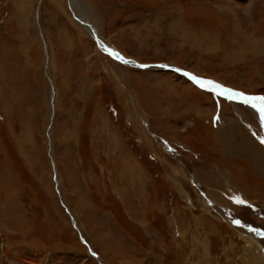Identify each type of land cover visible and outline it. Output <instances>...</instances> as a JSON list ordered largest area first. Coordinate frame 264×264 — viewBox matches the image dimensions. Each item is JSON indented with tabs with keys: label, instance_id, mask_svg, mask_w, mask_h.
Here are the masks:
<instances>
[{
	"label": "rangeland",
	"instance_id": "1",
	"mask_svg": "<svg viewBox=\"0 0 264 264\" xmlns=\"http://www.w3.org/2000/svg\"><path fill=\"white\" fill-rule=\"evenodd\" d=\"M79 1L0 0V264L264 260V0Z\"/></svg>",
	"mask_w": 264,
	"mask_h": 264
},
{
	"label": "bare ground",
	"instance_id": "2",
	"mask_svg": "<svg viewBox=\"0 0 264 264\" xmlns=\"http://www.w3.org/2000/svg\"><path fill=\"white\" fill-rule=\"evenodd\" d=\"M74 9L76 10V12L78 13V15L81 18H84L85 20H83L84 22H88L89 17L86 14V9L84 6V4L82 2H80L79 0H71ZM89 24V23H88ZM196 81H198L201 85L203 86H207V83L204 81H201L199 79H197ZM208 87V86H207ZM246 103H248L256 112L261 113L260 111L264 112V99H259V98H247ZM259 109H256V108ZM263 117V115H262ZM127 161V160H126ZM243 232V231H242ZM245 236V235H244ZM250 239V238H249ZM254 240V239H253ZM256 240V239H255ZM257 245V244H256ZM251 246V245H250ZM257 247V246H256ZM250 254V257L252 258V260L256 263V264H264V260L262 259V252L259 251L256 248H252V250H250L248 252Z\"/></svg>",
	"mask_w": 264,
	"mask_h": 264
},
{
	"label": "water",
	"instance_id": "3",
	"mask_svg": "<svg viewBox=\"0 0 264 264\" xmlns=\"http://www.w3.org/2000/svg\"><path fill=\"white\" fill-rule=\"evenodd\" d=\"M138 65H140V64H138ZM141 66H143V65H141ZM175 70H177V71H179V72H182V73H184V74H187L190 78H192V80H194L193 79V76L194 75H192V74H190V73H188V72H186V71H184V70H182V69H179V68H176V67H173ZM197 77V76H196Z\"/></svg>",
	"mask_w": 264,
	"mask_h": 264
}]
</instances>
